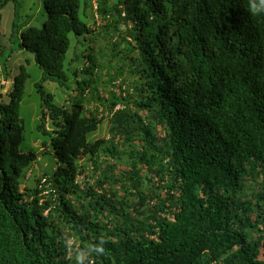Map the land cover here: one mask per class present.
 <instances>
[{"label":"trees","instance_id":"1","mask_svg":"<svg viewBox=\"0 0 264 264\" xmlns=\"http://www.w3.org/2000/svg\"><path fill=\"white\" fill-rule=\"evenodd\" d=\"M14 1L19 47L78 95L61 107L37 85L52 151L24 147L29 74L0 103V264H264V12L43 0L37 28ZM82 37L84 67L67 70ZM103 124L109 138L91 140ZM47 154L57 164L39 175Z\"/></svg>","mask_w":264,"mask_h":264},{"label":"rangeland","instance_id":"2","mask_svg":"<svg viewBox=\"0 0 264 264\" xmlns=\"http://www.w3.org/2000/svg\"><path fill=\"white\" fill-rule=\"evenodd\" d=\"M81 1L83 3L85 0ZM18 3L22 21L28 16H34L31 25L37 28L43 27L46 21V15L44 14L43 17L41 15L44 10L43 0H18ZM0 13L2 14V24L0 26V103L5 105L10 102V94L14 90V82L23 71L30 75L26 81L25 94L20 108L21 118L24 120L26 126L24 147L43 150V147H41L42 141H47L50 145V138L43 136L39 131L43 117V102L41 94L37 90V85L42 83L45 91L54 95V103L61 107L70 108L77 100L78 94L71 87L73 80L64 81V85L52 81H44V71L35 62L34 55L19 47L18 40L20 41V35L18 40L12 36L16 1H8ZM38 18L40 19L37 20ZM71 39L73 44L76 43L77 38L74 34L71 35ZM85 39V37H82V42L77 51L78 57L73 63H71L72 57L70 58L71 51L68 53L66 59L67 70H77L84 67L82 55L89 49V42L85 41ZM71 55L74 56L73 53ZM49 128L51 129L50 126ZM109 128V124H103L100 126L98 132L90 136V139L95 140L97 137L109 138ZM49 150H51V145L49 146ZM52 156L51 154H47L41 157V163L34 165V169L39 172V175L42 173L44 167L52 168V166L57 164V160ZM31 174L32 172H29L28 176Z\"/></svg>","mask_w":264,"mask_h":264},{"label":"clouds","instance_id":"3","mask_svg":"<svg viewBox=\"0 0 264 264\" xmlns=\"http://www.w3.org/2000/svg\"><path fill=\"white\" fill-rule=\"evenodd\" d=\"M249 10L252 14L257 15L264 12V0H248ZM105 239L103 238L102 243L95 246V255H104L105 254ZM90 257L88 258V264H91ZM76 264H84V258L82 252H77L75 256Z\"/></svg>","mask_w":264,"mask_h":264}]
</instances>
